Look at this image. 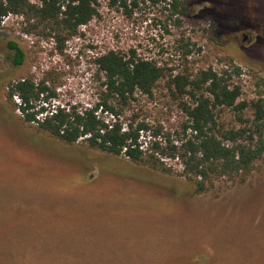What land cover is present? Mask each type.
Segmentation results:
<instances>
[{
    "label": "rangeland",
    "instance_id": "obj_1",
    "mask_svg": "<svg viewBox=\"0 0 264 264\" xmlns=\"http://www.w3.org/2000/svg\"><path fill=\"white\" fill-rule=\"evenodd\" d=\"M124 2L98 0L97 15L59 43L36 19L0 23V264H264V154L247 178L195 194L182 178L37 132L6 102L9 83L29 77L47 87L49 108L90 107L103 80L95 59L108 51L173 73L229 69L240 101L264 96V0H176L177 14L174 0ZM9 42L23 51L19 66ZM165 82L156 100L141 98L142 117L175 131L183 117ZM221 116L236 126L230 110Z\"/></svg>",
    "mask_w": 264,
    "mask_h": 264
},
{
    "label": "trees",
    "instance_id": "obj_2",
    "mask_svg": "<svg viewBox=\"0 0 264 264\" xmlns=\"http://www.w3.org/2000/svg\"><path fill=\"white\" fill-rule=\"evenodd\" d=\"M108 1L111 6L125 5L124 0ZM147 1L166 4L168 0ZM97 2L0 0V23L8 15H19L26 21L36 19L48 25L49 34L59 43L76 35L97 15ZM171 6L173 14H177L176 0ZM8 49L13 52V65H21L22 49L14 42L8 43ZM95 63L103 80L100 79L98 97L90 107L49 108L52 99L47 87L43 82L34 84L29 77L9 83L6 102L12 111L21 113L25 124H36L37 132L67 146L81 142L112 158L182 178L192 185L195 194L213 188L223 177L247 178L263 156L264 96L240 101L241 87L231 82L229 69L218 72L209 67L194 72L184 67L173 73L152 60L133 53L126 57L115 51L98 56ZM231 67L235 75L241 74L239 67ZM164 79L167 96L183 117L175 131L166 130L158 120L142 117L146 111L140 105L141 98L156 100L155 90ZM14 97L18 100L15 103ZM36 101L40 104L38 109L33 105ZM245 109L252 111L251 119L242 114ZM226 110L233 113L236 126L224 125L221 115ZM143 136L149 138L148 142L140 139Z\"/></svg>",
    "mask_w": 264,
    "mask_h": 264
},
{
    "label": "built area",
    "instance_id": "obj_3",
    "mask_svg": "<svg viewBox=\"0 0 264 264\" xmlns=\"http://www.w3.org/2000/svg\"><path fill=\"white\" fill-rule=\"evenodd\" d=\"M5 18V17H4Z\"/></svg>",
    "mask_w": 264,
    "mask_h": 264
}]
</instances>
